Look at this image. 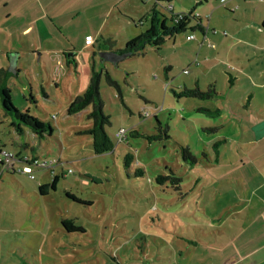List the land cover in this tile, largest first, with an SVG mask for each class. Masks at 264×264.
Masks as SVG:
<instances>
[{
    "label": "rangeland",
    "instance_id": "obj_1",
    "mask_svg": "<svg viewBox=\"0 0 264 264\" xmlns=\"http://www.w3.org/2000/svg\"><path fill=\"white\" fill-rule=\"evenodd\" d=\"M128 1L130 17L122 18L109 31L116 48L124 47L127 38L147 27L145 15L152 2ZM194 2L175 0V11L188 12ZM163 11L169 16L166 9ZM198 11L202 13L201 8ZM142 20L144 24L140 23ZM187 32L167 39L160 50L147 46L144 53L127 57L118 65L101 60L100 53L93 55L84 44V35L75 45L85 70L91 74L93 68L102 69L104 74L108 70L122 89L123 100L103 74L104 112L111 118L106 130L115 148L102 154L94 153L92 137L84 133L92 124L87 118L91 106L76 114L67 113L71 99L83 92L91 76L83 75L82 68L78 72L74 68L68 70L66 63L59 69L61 65L48 62L45 70L36 58L16 62L24 65L21 75L13 73L7 81L15 107L21 111L29 109L32 115L49 122L53 133L43 139L29 129L18 134L0 101L1 144L16 156L13 163L26 153L31 155H26L29 158L36 153L35 157L51 161L52 165L34 166V178L6 169L0 174V264H200L199 258L204 257L201 249L189 251L183 243L189 239H213L215 228L210 227L206 215L217 210L211 206L203 211L199 206L211 185H218L215 168H219V173L226 171L222 170L224 166L214 164L220 154L218 149L228 153L229 148L223 142L215 148L214 142L222 139L219 133L227 126H220L224 119L214 112V97L179 100L173 93V89L179 91L188 82L196 84L197 78L206 90V84L217 79V72L224 71L222 64L214 68L211 61L195 66L198 49L194 41L186 40ZM195 34L201 37L199 31ZM94 47L97 49V45ZM206 50L210 51L204 48L199 59ZM93 58L96 65L92 68ZM9 64L1 56L0 68ZM185 70L190 72L185 74ZM41 85L47 97L41 92ZM229 85L227 78L218 80L220 91L227 93ZM223 97L226 96L221 94L220 106ZM145 110L149 111L146 117ZM212 126L218 130H206ZM121 128L127 136L118 142L115 134ZM131 130L157 138L136 137L130 134ZM182 146L190 148L196 163L183 159ZM231 146L238 151L237 144ZM128 152L135 157L130 168L124 165ZM26 162L23 160V165ZM139 168L142 174L136 173ZM171 169L182 178L180 190L170 180H156V176L168 175ZM52 170L60 175L56 189L41 195L39 184L52 181ZM90 176L99 182H93ZM64 217L74 219L85 232L68 233L61 223ZM181 248L183 254L179 253ZM211 264L222 263L216 258Z\"/></svg>",
    "mask_w": 264,
    "mask_h": 264
},
{
    "label": "crops",
    "instance_id": "obj_2",
    "mask_svg": "<svg viewBox=\"0 0 264 264\" xmlns=\"http://www.w3.org/2000/svg\"><path fill=\"white\" fill-rule=\"evenodd\" d=\"M144 1L152 2L145 19L153 8L162 13L166 9L169 16L170 10L177 13L175 0ZM128 3V0H0V47H5V50L0 48V59L5 56L10 61L2 67L10 73L9 79L13 73L20 77L24 65L16 62L36 58L45 70L48 62L61 65L59 69L66 63L68 70L74 68L78 72L82 68L83 75L90 78L91 71L82 66L75 45L84 35V44L92 49L93 55L100 53L101 60H110L104 58V52L109 51L107 40H114L109 31L122 18L130 17ZM188 12L193 16L189 18L186 40L194 41L198 49L195 66L211 61L212 67L222 64L224 68L217 72L216 80L206 85L214 86L218 92L212 100H217L219 118L224 119L220 126H227L224 132L219 129V136L228 145L230 156L223 148L218 149L220 154L214 164L224 166L222 170L226 171L219 173V168H215L218 185H211L199 206L203 211L211 206L217 210L206 215L210 227L215 228L213 239L195 242L189 239L183 245L189 251L201 249L204 257L199 258L200 264H211L216 258L222 264H264V0H195ZM196 12L200 14V22L194 16ZM198 25L201 29L195 31L200 32V38L191 30ZM190 33L195 37L188 40ZM87 35L94 39L90 45L85 43ZM204 48L210 51L206 50L199 59ZM92 62L93 68L95 58ZM220 78L229 80L227 93L218 89ZM196 84L201 87L198 78ZM193 85L186 84L189 88ZM30 86L33 87L31 83ZM40 90L47 97L42 85ZM221 94L226 96L221 99L223 106L219 105ZM233 143L238 145V151L231 146ZM26 155L17 158L13 169L23 166ZM179 253L183 254V248Z\"/></svg>",
    "mask_w": 264,
    "mask_h": 264
},
{
    "label": "trees",
    "instance_id": "obj_3",
    "mask_svg": "<svg viewBox=\"0 0 264 264\" xmlns=\"http://www.w3.org/2000/svg\"><path fill=\"white\" fill-rule=\"evenodd\" d=\"M164 1H171V0H164ZM170 12L172 13V15L167 16L162 12L157 11L155 8H153L152 11L148 14V17H146L147 19H145V23L147 24L146 30L134 36L133 38L129 39L122 48H113L115 45L114 40L108 39L107 42L109 44L108 46L109 51L104 52L105 53L104 58H108L115 65H118L120 61L124 60L127 57L144 53L147 46H153L157 50H160L167 39L175 37V35L181 32L187 31L190 24L189 18L193 16L192 12H188V14L186 16H183L181 19L178 17L179 13H174L173 10H170ZM199 17H197L198 18L197 20L200 22ZM140 23L144 24V21L143 22L141 21ZM196 28L201 29V27L198 25L196 27H192L191 30L195 31ZM102 71H103L102 69L98 71L95 68L92 69V74L88 86L81 94H78L77 96L72 98L67 107V113L72 115L79 113L85 110L87 107L91 106V110L87 114V118L92 121V124L87 129L84 130V133L92 137V147L95 154L112 152L115 148L114 141L112 140L111 136L106 130V127L111 125V118L110 115L104 112V100L101 95V81H102V76L104 74V72ZM9 75L10 73L7 71L6 68L3 67L0 68V101L5 111V114L8 117H10L11 126L14 127L15 131L18 134H24L27 131V129H29L32 131L33 135H36V137L39 139H43L47 133H49V136H52L53 127L49 122L44 121L35 115H32L29 109H26L25 111H21L15 107L12 101L11 87L7 84ZM104 76L106 82L110 86L118 90L119 95L123 100L122 89L119 82L112 76V74L108 70L105 71ZM173 93L177 98L189 97V98H198L201 100L211 99L218 95V92L214 86L209 85L206 90H203L200 88L198 84H196L192 88L185 86L184 88H181V90L179 91L173 89ZM32 100H34L33 97ZM214 112L218 116L221 114V111L218 108L215 109ZM206 130L208 131L218 130V127L212 126L206 128ZM130 134L136 137L145 136L148 139L157 138L156 135H148V134L140 135V133L137 130H131ZM165 136H167V133L165 134ZM222 142H224L223 139L214 142V144H216L215 147L216 150L217 147H219V144ZM2 149L4 148H1L0 146V151ZM181 150L184 160H188L191 161L192 163H196L197 159L191 153V150L188 146H182ZM26 158H28L29 160L37 159L35 155H33V157L30 158L26 157ZM134 158L135 157L131 152L125 154L124 165L126 166V168H130V166L134 162ZM3 162L4 161L0 160V170L2 169L3 171V169L6 170L13 169V165L11 167L5 168ZM22 167L20 168L15 167L16 169L13 170L18 172H23ZM2 171H0V174H2ZM52 171L54 172V170ZM33 172H34V167H33ZM33 172L29 174L30 177L31 175H33V177L31 178L35 177ZM136 173L142 174L143 170L139 168L136 170ZM59 178L60 175L54 172L51 182L48 183L46 182L39 185V194L47 195L49 194L50 190H55ZM90 178L92 179L93 182L96 183L99 182V179L94 176H90ZM156 180L159 181L160 183H162L164 180H170L171 183L177 184L174 186L176 189L178 190L181 189L180 183L182 178L180 176H177V174L172 169L170 170V173L168 175L160 174L156 176ZM68 195L73 200L78 201V199L75 198L72 194H68ZM90 203L91 202H88L87 204ZM61 223L68 233L74 231L85 232V229L82 226L76 225L74 223V219L64 217L62 218Z\"/></svg>",
    "mask_w": 264,
    "mask_h": 264
},
{
    "label": "built area",
    "instance_id": "obj_4",
    "mask_svg": "<svg viewBox=\"0 0 264 264\" xmlns=\"http://www.w3.org/2000/svg\"><path fill=\"white\" fill-rule=\"evenodd\" d=\"M183 16H186V14L184 13H179L178 17L181 19ZM200 14L199 13H195V17H199ZM195 37V35L193 33H190L188 36H187V39L190 40V39H193ZM94 41L93 39V36L92 35H87L85 37V43L87 45H90L92 44ZM195 64H198L197 61H195ZM184 73H188L187 70L184 71ZM149 115V111L148 110H145L143 112V116L146 117ZM126 136H127V131L124 129V128H121L119 129V131L115 134V138L118 142H121L122 140L126 139ZM15 159V155L14 153L6 150V149H2L0 151V160L4 161V167H11L13 165V160ZM26 162L23 167H22V171L25 172V173H28V174H31L33 172V167L34 166H43V165H50L51 161H41L40 159H32V160H29L28 158H25ZM50 163V164H49ZM52 165V164H51ZM69 172H72V169H69L68 170ZM31 177H33V175H31Z\"/></svg>",
    "mask_w": 264,
    "mask_h": 264
}]
</instances>
